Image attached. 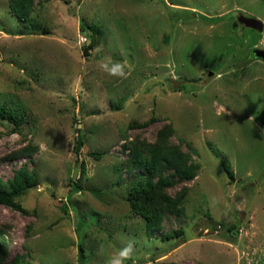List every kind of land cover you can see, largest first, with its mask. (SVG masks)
I'll return each mask as SVG.
<instances>
[{
    "label": "rangeland",
    "instance_id": "rangeland-1",
    "mask_svg": "<svg viewBox=\"0 0 264 264\" xmlns=\"http://www.w3.org/2000/svg\"><path fill=\"white\" fill-rule=\"evenodd\" d=\"M10 3L0 104L23 118L0 119V180L27 165L39 184L19 199L28 214L0 205V264H82L81 244L84 264L128 244L124 264H264V61L249 58L264 32L234 31L238 16L264 22V0H32L24 22ZM165 141L200 167L183 213L150 237L128 201L124 146Z\"/></svg>",
    "mask_w": 264,
    "mask_h": 264
},
{
    "label": "trees",
    "instance_id": "trees-1",
    "mask_svg": "<svg viewBox=\"0 0 264 264\" xmlns=\"http://www.w3.org/2000/svg\"><path fill=\"white\" fill-rule=\"evenodd\" d=\"M10 6L19 21L24 22L29 19L32 11V0H11ZM91 29L94 31V28ZM94 45L93 40L92 44L85 46L86 54L94 49ZM22 118L21 115L0 104V119L8 120L19 127ZM151 121H154V119L149 122ZM149 122L136 126L144 127ZM134 126L131 125V127ZM164 132H169V136L173 133V128L168 126L162 134ZM124 148L129 155L126 170H129L132 174L136 172L128 186V201L133 214L145 221L148 236L153 237L162 230L166 215L178 216L183 213V206L188 195L186 184L197 177L200 166L191 160L189 154L182 152L179 146L168 144L166 141L163 144L155 143L154 145H144L136 142L130 143ZM189 150L191 153L197 154L190 144ZM93 155L100 157L99 154ZM223 167L228 176L233 179L230 166L224 162ZM71 182L74 187L70 198L80 189L78 182H74L73 178H71ZM38 184L39 179L35 172H31L27 165L20 167L14 173L13 178L7 182L0 180V205L28 214L19 199L36 188ZM177 187H180V190L174 196L168 194V190ZM79 223L84 225L82 221ZM181 235H183V231L178 230L161 238L173 240ZM6 239V232L0 227V263L5 255ZM84 250V246L81 244L80 261L82 264L85 263L86 258Z\"/></svg>",
    "mask_w": 264,
    "mask_h": 264
},
{
    "label": "water",
    "instance_id": "water-1",
    "mask_svg": "<svg viewBox=\"0 0 264 264\" xmlns=\"http://www.w3.org/2000/svg\"><path fill=\"white\" fill-rule=\"evenodd\" d=\"M238 23L243 25L246 28L253 29L257 32L263 33L264 32V22L257 18L252 17H246V16H240L238 18ZM252 54L255 56V58L264 61V50L255 49L253 50ZM82 147V137H79V142L77 145V151L80 150ZM78 175V168L75 169L73 179L75 180Z\"/></svg>",
    "mask_w": 264,
    "mask_h": 264
},
{
    "label": "clouds",
    "instance_id": "clouds-1",
    "mask_svg": "<svg viewBox=\"0 0 264 264\" xmlns=\"http://www.w3.org/2000/svg\"><path fill=\"white\" fill-rule=\"evenodd\" d=\"M105 68H107V65H105ZM111 72L112 74H116L117 72H120V74L123 75V72L121 70V65L119 63L113 65ZM132 254H133V245L128 244L124 248L120 249L116 256L110 258L107 261V264H124L125 261L131 259Z\"/></svg>",
    "mask_w": 264,
    "mask_h": 264
},
{
    "label": "flooded vegetation",
    "instance_id": "flooded-vegetation-1",
    "mask_svg": "<svg viewBox=\"0 0 264 264\" xmlns=\"http://www.w3.org/2000/svg\"><path fill=\"white\" fill-rule=\"evenodd\" d=\"M239 17H240V16H238V17L235 19V22H234V31H235V32H239L241 29H242V30L244 29V26L238 23V18H239ZM253 50H255V49H253ZM253 50H252V52H253ZM252 52H251L249 58H250V59H255V60H257V58H255V56L252 54Z\"/></svg>",
    "mask_w": 264,
    "mask_h": 264
}]
</instances>
